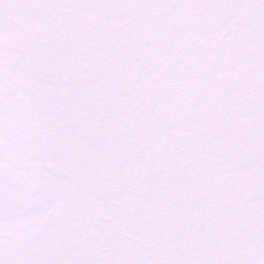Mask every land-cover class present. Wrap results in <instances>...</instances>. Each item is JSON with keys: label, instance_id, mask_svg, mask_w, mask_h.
<instances>
[{"label": "snow or ice", "instance_id": "snow-or-ice-1", "mask_svg": "<svg viewBox=\"0 0 264 264\" xmlns=\"http://www.w3.org/2000/svg\"><path fill=\"white\" fill-rule=\"evenodd\" d=\"M0 264H264V0H0Z\"/></svg>", "mask_w": 264, "mask_h": 264}]
</instances>
